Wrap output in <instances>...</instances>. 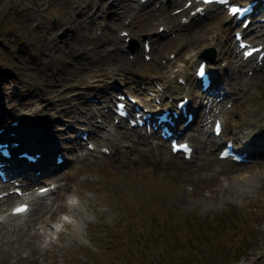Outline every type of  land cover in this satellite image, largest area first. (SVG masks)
Instances as JSON below:
<instances>
[{"label": "rangeland", "instance_id": "374dc122", "mask_svg": "<svg viewBox=\"0 0 264 264\" xmlns=\"http://www.w3.org/2000/svg\"><path fill=\"white\" fill-rule=\"evenodd\" d=\"M64 1L0 0V121L24 117L27 108L22 103L31 95L33 112L28 117L31 121L26 123L34 126L40 121V124L34 126L37 131L27 132L61 137L65 134L60 128L65 127L75 109L82 108V99L92 98L97 89L103 88L100 93L111 92L113 101L115 85L107 88L113 79L121 83L129 81L124 87L140 92L136 75L150 83L164 77L168 72L160 61L164 54L175 45L186 43L202 50L207 47L202 37L208 40L215 30L224 38L223 58L238 71L230 87L240 86L238 99L223 114L224 134L242 132L244 125L253 121L262 125L260 132L264 134V72L255 73L243 84L245 68L240 73L236 65L238 56L229 30L222 24L223 15L194 18L176 36L157 40L149 62L141 52L134 61L120 53L103 61L102 47L98 46L107 33L114 36L116 29L127 28L137 33L134 38L141 47L143 30L150 31L149 34L157 32L154 20L159 15L170 19V9L181 5L183 0L153 13L146 6L133 16L128 26L118 19L111 21L113 8H110L109 26L104 28L102 36H98L97 28H91L84 16L78 18L79 8H69ZM170 22L178 23L176 19ZM227 40L230 42L225 46ZM94 47L98 48L93 50ZM83 50L84 53L80 52ZM182 53L178 60L185 62V76L194 82L188 53L185 50ZM117 55L122 57L116 58ZM110 66L120 67L119 74L111 72ZM248 111L255 114L254 120L249 119ZM197 116L194 129L187 132L195 147L193 162L187 163L179 155H173L162 142L155 150L146 139L130 131L126 141L133 146L119 156L96 157L89 153L79 164L61 169L59 174L64 178L56 181L58 187L53 195L57 203L53 209L34 216L29 222L30 229L34 230V223L48 216V227L59 228V220L66 218L68 212L67 203L76 193L85 203L84 220L77 231L67 225L60 234L51 233L57 240L44 253L28 248L17 262H13L14 254H9L8 263L140 264L142 258H152L163 264L180 261L221 264L225 260L233 261L232 256L238 253L242 257L240 264H264V159L247 165L219 160L213 146L207 145L204 134L205 131L210 134L213 114L204 106ZM119 133L122 137V131ZM147 178L164 184L170 181L176 186L175 192L159 194L154 186L148 191L145 189ZM148 198L154 200L152 207L144 203ZM162 204L166 211L160 208ZM223 209L232 211L231 218ZM222 213L225 232L218 235L209 232L208 225L218 232L221 230L216 226L214 214L220 217ZM152 218L160 222L158 230L152 228ZM170 230L173 236L168 234ZM174 236L185 244L181 250L172 249ZM132 239L147 241L146 247L129 246L128 243L134 242ZM189 239L194 246L186 244Z\"/></svg>", "mask_w": 264, "mask_h": 264}, {"label": "bare ground", "instance_id": "6f19581e", "mask_svg": "<svg viewBox=\"0 0 264 264\" xmlns=\"http://www.w3.org/2000/svg\"><path fill=\"white\" fill-rule=\"evenodd\" d=\"M159 3H163L165 0H157ZM180 0H170V5L179 2ZM67 2L69 5V8L77 9L84 11V7L86 12H89L92 8L98 7L103 10V8L107 6H112L114 8V13L112 19L115 20L121 19V17L126 13H132L134 11H137L138 7L140 4V0H65L64 3ZM186 0L184 1V3ZM258 8V7H257ZM212 10L210 11V15H215V13H219L221 7L218 8H211ZM88 19L91 20V22L96 23L97 19L94 17H87ZM75 21V20H74ZM90 22V21H88ZM217 28V27H215ZM79 34H82L81 31ZM132 35L131 33H129ZM213 34V33H212ZM108 36L103 39V45H102V53L104 54V57H102V60L104 61L107 58H113L116 54H118L121 51L122 45L124 46V37L121 36H113L111 33L107 34ZM203 40H206V38H202ZM214 37L211 40L205 41L206 45H216L217 43L213 40ZM162 44L160 43V46ZM97 49V48H95ZM122 55H117L116 58H121ZM95 58V57H94ZM243 65L242 63L240 66ZM120 67L115 66L112 72L119 71ZM168 76V74H167ZM167 79H170V77H167ZM100 92V90H99ZM31 96V95H30ZM30 96H27V99L22 103L27 109H26V114L29 116L33 112V108L31 107L32 105V99ZM111 94L109 92V98ZM91 104V103H89ZM71 123L74 124L76 123L74 120H71ZM21 124H26V125H18V130H21L19 134H27V131H37V129L32 126L31 124L28 123H21ZM27 126V127H26ZM49 127L52 128V125H49ZM22 128V129H20ZM90 129V128H88ZM66 131V129H65ZM68 131V130H67ZM93 131V129L89 130V134ZM56 131H54L55 133ZM114 132L112 129L110 133H103V137H110V135ZM206 132V131H205ZM205 140L207 142V145L215 143L214 140L210 139V135L205 133ZM94 133H98V131H95ZM3 134H8V133H3ZM55 137L59 138V135H55ZM6 141H8L9 144H12L15 141H18L21 147H28V146H34L35 148H38L40 151H43L48 149V152L51 153L55 149H51L48 146H54V143H51V141L44 140L43 143L37 141L34 143L26 141L24 138L18 137V134H15L13 136H4ZM51 140V139H50ZM264 140V139H263ZM243 143H245L247 146H250L248 141H246V138L243 139ZM243 143L241 145H243ZM81 143H78L77 146L80 147ZM64 149H69L71 151L75 150L76 146L69 145L67 143L66 145H62ZM252 147V146H251ZM264 148V142L260 141L259 144L256 147L252 148ZM57 149V148H56ZM72 153V152H71ZM69 160V161H67ZM64 164L61 166H56L54 167V171L52 173H55L62 169L65 165L69 164L71 161V158H68ZM0 161L5 163V169H8V177L9 179L13 180H21L23 181L22 185L24 188L28 185L30 181L28 180H34L36 179L34 175L32 176H26V171L23 174L22 172L16 174L15 169H13L12 164L14 160H8L3 158L0 155ZM8 163V165H7ZM10 163V164H9ZM45 165V162L39 163V164H33V166L30 167V171H33L35 169H41ZM12 168V170L10 169ZM44 169V168H43ZM7 172V171H6ZM47 172V174H49ZM46 174V175H47ZM57 178H61V176H57ZM44 184L43 186H45ZM42 187V186H40ZM226 187V186H224ZM30 195H26L24 198L30 199L29 201L32 202L34 205L31 208V211L29 212V216H6V213H1L3 211H0V264H9L8 263V255L9 254H14V261L17 262L19 260V257L23 251L28 250L30 251L31 249H35L40 251L41 253H44L45 250L49 249V246L52 245L57 239H53L51 236V233L53 234L54 232L56 234H60L61 231H63L64 228H66L67 225L71 226L72 231H77L79 224L84 220V216L82 211L85 210L84 207V201L83 199H80V196L78 193L73 194L71 201L67 203V209L68 212L66 214L67 218L60 219L61 221L60 227L55 228V227H50L49 229H45L42 232L39 230H31L29 226L30 220L34 217L39 215L40 212H43L44 210H51L54 208V205L57 201V198L54 197L52 198L51 195L48 196V192L40 196H37L35 193H29ZM14 197V196H13ZM16 198L18 196H15ZM50 199V201H48ZM21 201H25L23 198L20 199ZM16 219V220H14ZM39 229L45 227L44 226V220L39 223Z\"/></svg>", "mask_w": 264, "mask_h": 264}, {"label": "trees", "instance_id": "16d2710c", "mask_svg": "<svg viewBox=\"0 0 264 264\" xmlns=\"http://www.w3.org/2000/svg\"><path fill=\"white\" fill-rule=\"evenodd\" d=\"M155 187V189L157 190V192L160 194V193H164V192H170V193H172V192H175V188H176V186H174V185H171V182L170 181H167V183L166 184H164V182L163 181H160V180H157V181H151L150 180V178H147V180L145 181V189L146 190H148L149 191V189L151 188V187ZM160 208L162 209V210H164V211H166V206L165 205H161L160 206ZM169 211V210H168ZM230 212H231V210H229ZM170 212V211H169ZM223 212H224V210H223ZM163 216L165 215V213H161ZM214 216H216L215 218H216V221H217V227L218 228H220L221 230L218 232V230H217V228H214V227H212V225H208V228H207V230L209 231V232H213V233H215V234H222L223 232H225V221H224V219H225V214H219V216L220 217H218V215L217 214H214ZM228 217L229 218H231V213H229V215H228ZM153 219V222H152V228H154L155 230H158L159 229V223L160 222H156V221H158L156 218H152ZM168 234L170 235V236H173V232H172V230H170L169 232H168ZM174 239H175V246H173V248L172 249H174V250H181L182 248H184V246H185V244L183 243V242H181V241H179V240H177V236H174ZM146 244H147V241L146 242H144V241H138V240H136V245L137 246H140V247H146ZM186 244L189 246V247H191V246H194L193 244H192V239H189L188 241H186ZM132 245L134 246V242L132 243ZM239 256L240 255H233L232 256V258L233 259H238L239 258ZM227 261L228 260H225V261H223V264H226L227 263ZM140 264H163V261H159V263L158 262H156L154 259H145V258H142V263H140ZM172 264H175L174 262L172 263ZM179 264H185V262H182V261H180L179 262Z\"/></svg>", "mask_w": 264, "mask_h": 264}, {"label": "snow or ice", "instance_id": "6c2138e0", "mask_svg": "<svg viewBox=\"0 0 264 264\" xmlns=\"http://www.w3.org/2000/svg\"><path fill=\"white\" fill-rule=\"evenodd\" d=\"M204 2L205 3H210V2H212V0H204ZM220 3L221 4L228 3V0H220ZM239 11H240V8L236 4H234V3L231 4V6L228 8V12L231 13V14H233V15L237 14ZM200 67H201V75H203V73H204V66L202 65ZM220 128H221V125H220V123L218 121L216 123V131H217V133H219ZM180 147L185 148V149L187 148L186 145H180ZM2 149H3V146L0 145V150H2ZM26 209H27V205H19V206H17V208L14 209V211L19 212V211H24Z\"/></svg>", "mask_w": 264, "mask_h": 264}]
</instances>
